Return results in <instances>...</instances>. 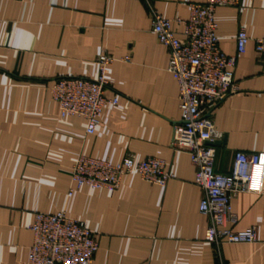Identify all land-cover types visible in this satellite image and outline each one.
I'll return each mask as SVG.
<instances>
[{"label": "crops", "instance_id": "0c3cea01", "mask_svg": "<svg viewBox=\"0 0 264 264\" xmlns=\"http://www.w3.org/2000/svg\"><path fill=\"white\" fill-rule=\"evenodd\" d=\"M151 1L165 18L187 20L190 5L206 0ZM215 17L227 55H237L241 28L250 38L234 70L238 91L206 113L223 134L212 144L215 171L230 175L239 152L264 159V58L255 44L264 0L220 7ZM173 29L182 37V24ZM102 53L115 60L107 96L118 104L105 107L88 135L83 118L59 116L49 88L63 78H97ZM169 58L144 1L0 0V264H28L37 213L85 221L98 236L91 264H264V187L232 200L234 229L257 227L259 243L205 240L210 221L200 212L196 168L172 146L182 112ZM81 155L113 164L128 155L156 158L173 178L161 187L132 173L117 190L83 187L70 195Z\"/></svg>", "mask_w": 264, "mask_h": 264}, {"label": "built area", "instance_id": "2783aa9c", "mask_svg": "<svg viewBox=\"0 0 264 264\" xmlns=\"http://www.w3.org/2000/svg\"><path fill=\"white\" fill-rule=\"evenodd\" d=\"M144 1L152 13V32L158 42L170 52L168 71L179 88V107L182 119L174 127L172 146L187 152L196 168L195 184L203 192L200 212L209 218L205 240L217 247L223 244L259 243L257 227L236 231L239 217L232 200L240 193H262L264 187L263 155L237 153L232 173L215 171V150L212 144L222 138L207 111L238 91L234 70L238 55L246 52L250 38L244 28L237 35V55L230 56L220 48L217 34L216 11L220 7L241 8L247 0H206L190 5V16L179 15L168 19ZM182 24V37L173 29ZM257 53L264 58V32L255 40ZM129 62V58H124ZM114 58L106 53L97 59L98 76L95 79L63 78L50 88L58 104L59 116L80 117L86 123V133L92 135L101 124L106 106H116L117 98H109V67ZM137 173L146 182L164 187L173 174L166 163L156 158L136 161L128 155L118 164L108 160L81 155L71 170L74 187L69 194L83 187L117 190L127 174ZM33 244L28 264H91L98 250V236L85 221L68 217L65 213L35 214L30 226Z\"/></svg>", "mask_w": 264, "mask_h": 264}]
</instances>
